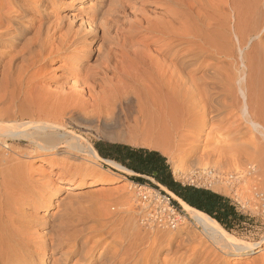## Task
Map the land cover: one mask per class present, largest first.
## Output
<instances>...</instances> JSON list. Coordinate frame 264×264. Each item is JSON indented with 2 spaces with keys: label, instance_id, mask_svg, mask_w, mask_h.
Wrapping results in <instances>:
<instances>
[{
  "label": "bare ground",
  "instance_id": "bare-ground-1",
  "mask_svg": "<svg viewBox=\"0 0 264 264\" xmlns=\"http://www.w3.org/2000/svg\"><path fill=\"white\" fill-rule=\"evenodd\" d=\"M158 2L161 9L150 19L149 15L147 18L144 14L139 15L140 18L135 16L129 8L133 12V35L149 34L129 40L127 44L126 39L123 38V42L122 36L118 39L117 34L114 39L118 40L119 50H116L105 46L104 40L92 45L102 25V18L95 10L88 14L90 18L80 22L79 29L72 31L69 26L68 31L57 34V25L52 21L47 24L48 20L45 22L42 15L38 18L31 10L34 6L44 9V0H0V264L95 261L103 264L102 252L96 257L92 251L89 228L77 229L71 218L68 220L62 213L61 206L73 203L69 200L70 194L60 198L57 196L62 190L60 184L51 189L36 180L31 173V163L25 157L28 158L29 152L18 151L9 142L28 141L33 149L30 153L51 165L57 163L58 153L68 158L82 156L85 162L73 168L67 189L79 188L86 177L105 181L103 173L90 166L92 162L103 161L94 145L72 128L75 122L85 119L83 116L91 119L90 116L104 114L105 121L106 116L112 119L117 116L121 121L119 114L123 116L124 112L125 117L130 114L126 129L119 131L126 143L158 149L176 158L175 174L201 180H204L201 176L206 177V182L216 191L235 192L244 199H251L256 190L260 207L264 208V188L259 191L254 188L258 178L264 175V0ZM117 3L113 11L121 12L126 6ZM103 24L105 26V22ZM150 44L156 46L154 50ZM65 53L70 56L66 72L61 75L63 86L58 84L59 89H49L44 83L46 78L39 77L42 73L39 67L47 59L51 61L52 57ZM94 54L97 59L101 56L103 59L95 67L90 65L91 69L88 58ZM69 82L72 84L67 89L64 85ZM231 117H234L232 121ZM218 120L217 126L224 130L218 128L222 133L216 137L214 123ZM208 125H212V128L209 126L212 137L207 140L216 144L206 154L192 155V158ZM242 134L249 136L248 142L236 143ZM186 143L191 144L186 154L170 152L169 145L180 149ZM186 156L191 157L190 165L184 166ZM106 161L127 170L114 161ZM58 163L56 172L61 175L67 166L64 160ZM144 190L138 189L136 193L131 192L129 186H123L110 200L111 204L105 205L112 209L103 214L102 230L115 231L124 242L127 239L128 252L135 249L119 259L120 264H125L127 259H137V249L151 241L165 244L163 251L167 254L178 237L189 244L201 241L199 244L203 247L208 241L223 253L230 251L240 256L257 253L251 260L264 264V240L250 242L238 238L216 219L181 200L188 219L199 231L183 227L178 232L159 230L168 229L169 216L164 213L166 209L158 211L152 205L150 199H154V191L147 187ZM76 194L81 196V192ZM160 202L159 197L156 204L161 205ZM54 204L58 210L48 221L29 219L30 208L40 206L48 210ZM167 205L172 215H176L168 202L163 207ZM138 208L142 209L140 212L145 210L139 219L143 224L149 222L151 231L143 232L138 225ZM207 245L204 251L178 255L164 264H228L214 248L207 253L211 250ZM117 257L113 254L107 261Z\"/></svg>",
  "mask_w": 264,
  "mask_h": 264
},
{
  "label": "rangeland",
  "instance_id": "rangeland-1",
  "mask_svg": "<svg viewBox=\"0 0 264 264\" xmlns=\"http://www.w3.org/2000/svg\"><path fill=\"white\" fill-rule=\"evenodd\" d=\"M44 1L46 2L44 9L43 8L36 9L37 7L34 6L31 10L36 14V16L38 18L42 15L45 18L44 21L48 20V22L45 21L47 24L49 23V25H50V21H52L53 25L54 24L57 25L58 26L57 27V29H58L57 34L64 33V32H66V30L68 31L67 28H70V27L72 28L71 29L72 31H75L77 28L79 29L80 22L86 18H90V17H88V14H90L92 11H94V10L97 11L98 16L102 18L101 20H102L103 26L99 25L102 28H100L98 26L99 27L98 28V30H99L98 38H97V40H96V38L93 39L94 42L92 43V45L93 44L97 45L101 40L102 41L104 40L105 46H107V47L112 46V48H114V49L117 48L116 44H117L118 40L116 38H115L116 40L114 39V37L117 36V34H118V36L119 35L122 36V37L121 36H119V37L117 36V37H118V39L121 37V40L123 42L126 39L125 40L126 44H127V42L130 43L131 40L135 41V38L138 40V38L140 39L141 37L149 34V33H146V34H142V35H138V36L133 35V31H132L133 29L132 28L134 26H133V23L131 22L132 17H133L131 13L134 12L133 14L134 15L137 14L138 15L137 17H139V18L141 17L139 15L144 14L143 17H146V18L149 15L148 17L150 19L151 15L155 16V13L158 14L159 9H161V7H160L161 4H159L158 0H132V1L131 0L130 1L129 0H118V1L117 0H100V1L99 0H44ZM134 1H135V3H134ZM117 2L123 4V6L124 5L126 6V7L124 6L125 7L124 9L123 8L120 9L121 12H119V9L117 11L116 10L113 11V8L115 7V3H116V5L118 4ZM125 3H127V4H125ZM128 3L131 5H129ZM127 5H128V7H127ZM132 7L135 9H133ZM136 7L138 9H136ZM129 8L132 9L131 11H133V12H131ZM39 10H40V14L38 13ZM105 10H107L108 12H105ZM135 10L137 13H135ZM137 10H139V12ZM107 13L110 16L105 15ZM108 17H110V18H108ZM112 19H114V20H112ZM56 20H58L60 22V24L55 23V22H58ZM109 20H110V22H109ZM104 22H105L106 27L103 24ZM107 22H108V24H107ZM109 23H110V25H109ZM59 25L62 27H60ZM105 28H106V31H105ZM105 32L108 34H106ZM106 35H108V36H106ZM102 36H104V37H102ZM103 38H105V39H103ZM123 38H125V39H123ZM127 39H128V41H127ZM121 40H120V42H122ZM129 40H130V42H129ZM149 47L151 48V50H154L156 46L154 44H150ZM116 50H119V49L117 48ZM65 55H66V57H64ZM69 56H70V53H65V54H60L58 56H54L51 58L52 62L47 59L48 61L46 60V62H44L41 67H39V72H40V70L42 71V73H39V77L42 79H44V77L46 78V79H44L45 80L44 83L46 85L48 84L47 85L48 88L49 87H51V88L55 87L53 89L56 90L57 88L59 89L61 86H63V84L61 85L60 83H62V81H63V76H64L66 69H67V67H65V65L67 66V60H68ZM95 58H96V54H94L93 56H90V58H88L89 63H91L88 66L91 67V69H92V66L95 67V64L99 61H102V59H103L102 56L100 57V59L99 58L95 59ZM64 63H66V64H64ZM90 65H92V66H90ZM53 72H54V74H53ZM42 74H44V75H42ZM61 75H63V76H61ZM50 84H51V86H50ZM58 84H59V86L60 85L61 86L58 87ZM68 84L69 85H66V86L64 85V87H66L67 89H69L68 86H70L72 83L69 82ZM53 89H51V90H53ZM229 114L228 115L231 116L232 113H229ZM96 116H90L92 120L88 119L89 118L88 116H83L86 120L82 118V121L80 120L78 122H75L76 125H73L72 128L77 130L78 133L85 136L87 138V140H89L93 145H94L95 141L100 140V139H102V140L108 139V141L109 140L124 141L123 135L121 134V132L126 129V125H128V120H129L130 114L129 115L126 114V117H125V113L123 112V116L125 118L122 116V113L119 114L118 115L119 118L120 119L122 118L121 121H119L117 119V116H115L116 118L113 117V119H115V122L113 121L112 117H110V116L109 117L106 116L107 120L105 121V119H104L105 117H103L104 114H100L99 117L98 116L96 117ZM93 118H94V120H93ZM98 118L100 120H98ZM206 118H207V116H206ZM232 119H234V117H231L230 121H232ZM88 120L90 123L87 122ZM116 120H118V121H116ZM109 121H110V123L108 124L107 122H109ZM112 121L114 124H112ZM125 121H127V123ZM79 122H81V123H79ZM85 122H87V123H85ZM121 122L123 124H121ZM102 123H104L103 124L104 127H102L103 126ZM118 123H120V125ZM216 123H218V124H216ZM219 123H220L219 120L215 121V123H214L217 129L220 128L217 126V125H219ZM106 124H108L110 127ZM115 124L119 127V129ZM227 124L225 125V127L227 126ZM105 125H106V127H105ZM111 125H113V127ZM114 125H115V127H114ZM209 126L210 125L205 127L207 134L205 133L204 134L205 136L202 137L204 139L202 140V143H200V145H199L200 147L198 146L199 151H196V150H198V147H196L194 152H197V153L192 152V154H191L192 158L194 155L195 156L197 155L199 157V155L206 154L209 151L208 149H212L213 146H215L216 141L212 140L214 142L213 143L211 140H209V141L207 140L208 138L212 137V135L209 133V130L211 132L210 128H212V125L210 126V128H209ZM216 128H214V129L217 132L214 135L216 137H218V135H220V133L223 132L224 128H222V127L220 128L222 130V132H221V130L219 132V129L217 130ZM120 129H122V130H120ZM119 131H121V132L119 133ZM244 131H245V129H244ZM248 139H249L248 135L242 134V136L236 141V143L237 142L242 143V141L243 142L245 141L244 143H246V142H248ZM9 142H10V144L14 145L17 148V150L19 149L18 151L23 150V151L29 152L28 158L26 155H25V157L28 160V162L31 163L30 168L32 167V170L31 169L30 170L33 171L31 173L35 179L37 178L36 180H41V182L43 184L48 185L51 189L53 188L54 185L60 184V186L62 187V190L59 191L57 194V196L60 198L64 197L66 194H70L69 200H71L73 202L72 204H74L75 206L72 204H68V205H66V207L61 206V209L63 208L62 213L64 212V216L67 217L68 220H70V218H71V221H73V224L76 226L77 229L78 228L80 229L83 227L89 228L90 231L89 230L88 231L92 233L91 234L92 235L91 236V244H90V245H93L94 250H92V251H94V254L96 255V257H98L100 255V253L102 252V255L105 256V259H103L104 260L103 264H120L119 259H121V258L123 259L127 254H129V252L131 253L135 250L134 248H131V250L128 252L127 248L129 247V245H128L129 242L126 238H125L126 239L125 240L126 243H125L124 240L122 241V239H123L122 237H120V236L117 237L118 235L115 231H111V230L108 231V229L106 231V229L103 228L104 230H102V228H101L103 225L102 224L103 223L102 218H103L104 212L106 213L112 209L110 207H107L108 206L107 204H111L110 200L118 195L120 188H122L123 186H129L131 192L132 191L136 192V191H138V189L145 191L144 187L150 188L151 190L154 191L153 196H152V198H154V199H150L152 201V205H154V207L158 211L166 209L165 212L164 211L163 212L169 216V218H168L169 223L167 224V227L169 230L168 229H159V230H162V231H165V230L166 231H173L174 230L175 232H178L179 228L183 227V228H191V230H193L195 232L199 231V228L196 226V224L192 220L188 219L183 204L180 201H178L176 198H174V196L171 194V192L167 188H164V187L154 188L150 184L140 185V184L131 182L127 179V178H129V174H127L125 172L117 171V170H115V168H113L107 162L99 160L98 164L92 162V163H90V166H91V168H97V170H100L103 173L104 179H106L105 181H99L98 177H86V179L82 180V182L80 183L79 188L72 189V190L67 189V185H68L67 182L71 178V174L73 173V170H74L73 168H75L77 164L83 163V161H84L82 156L75 157V158L74 157L68 158L65 155H62L61 153H58L57 157H56V162L61 163L62 160H64L65 161L64 164H65V166H67V167H64V173L59 175V173L56 172V170L58 169L59 163L51 165L47 162L46 163L42 162V158L40 156H38L37 154L32 155V153H30V152L33 149H32V147L30 148L28 146V144H29L28 141L17 142V141L10 140ZM124 142H126V141H124ZM189 144L190 143H186V145L184 144L183 145V148L185 146L184 149L180 146L181 150L178 148H177L178 149L177 150L176 147L173 148L172 145H169V148L171 149L170 152H174L177 154L178 153L181 154L183 152L182 154H186L187 151L189 150L190 145H191V144L190 145ZM134 145H136V144H134ZM186 148H187V150H186ZM167 158L169 159V162H170L172 169L174 171L173 164H174V160L176 158L174 159V158L169 157V156H167ZM184 158H186V160L184 159V163L187 162L184 164V166H186V164L190 165V162L188 160L190 158L188 156H186ZM40 162H42L41 165L39 164ZM173 176L178 181H180L184 184H192V185H197V186L205 187V188H209V189L212 188L210 186V184L206 182V177H203L201 175H200L201 178L204 179L205 181L201 180V179H197L195 176H190V175L187 176L186 174L182 175V177H179L177 174H175V171L173 173ZM49 180H52V181H49ZM60 180H64V181L60 182ZM78 181H79V179H78ZM255 184H254L255 185L254 188L257 187L256 189L258 191L260 189L264 188V175L260 176L258 178V180L255 182ZM254 188H252V189H254ZM255 191L254 192L252 191L254 194L252 195L251 199L249 197L244 199L241 196L235 194V192L226 193L237 204L240 211L242 213H244L245 215H247V219L243 223L238 225L236 228H234L232 230H228V231H230L236 237L241 238L243 240H247L250 242H262L264 240V208L260 207L259 200H258L257 195H256L257 192H255ZM77 192L78 193L81 192V196H80V194H76ZM155 193L157 194V196H155L156 195ZM78 196H79V198H78ZM76 197H77V200H76ZM159 197H160V201H161L160 204L161 205L156 204L159 200ZM173 200H176L178 202V204H173ZM165 202H168L170 208H172V210H174L176 212V215H174V214L172 215L171 210L168 209V205L166 208L163 207L165 205ZM76 203H78V204H76ZM105 205H107V206H105ZM61 209L59 208V210H61ZM64 209L66 211H63ZM31 210H33V213L30 212ZM57 210H58V206L55 204L50 206L48 208V210H45L44 208H42L40 206H37L36 209L30 208L29 219L31 220V218H33V220H31L33 222L48 221L50 218H52V213L57 211ZM139 210H142V209L138 208L136 211L137 214L140 212ZM151 211L153 212L154 210H151ZM144 212H145V210H143L142 212H140L138 214L139 217H138L137 221H138V225L140 227H142L143 232H145V231L147 232L150 230L149 228H151L150 227L151 224L149 225V222H146V221H145L146 223L143 224V223H141L142 219H139V218H141L140 216H143ZM75 217L77 219H75ZM100 218H101V220H100ZM139 220H141V221H139ZM99 221H101V222H99ZM155 228H157V227H155ZM152 237H153L152 239L156 238L155 235H153ZM180 238L181 237H178V239L172 245L173 247L171 246L172 247L171 252H169L167 254H166V251H163V249H166L165 244L160 245V244H157V242H153V241H151V243L143 244L137 249L138 251L136 250L138 253L137 259H135V260L127 259L125 264H149V263L154 264L155 261L157 262V264H164V263H166L165 261L171 260V259L175 258V256L177 257L178 255H183L186 253L189 255V252H190V254H192V252H195V251L196 252L204 251L206 249L207 243L210 246L209 247L207 245L208 249L211 248V250H208L206 252L207 253L211 252L214 249H215L214 252L215 251H217L218 253L221 252L220 254H222V257L228 262V264H254L255 263L252 260L255 259L254 256H256L257 253L251 252L249 254H247V253L243 254V255L241 254V256L235 255V254L231 253L230 251H228V253H223L221 250H219L217 248V246L210 244V242H208V241H207V243H204L205 247H203V246H201L203 244H201V245L199 244V242L201 243V241H198V242L195 241V243L192 242L191 244H189L187 242H182V240H181L182 238L181 239ZM177 245H180V246L177 247ZM263 245H264V243H263ZM125 247H126V250H125ZM158 249H159V251H158ZM199 249H201V250H199ZM202 249H204V250H202ZM113 254H117L118 257L114 261L108 262L107 259H109V257ZM156 254H157V257H156ZM140 255L142 256V258L144 260L141 258ZM152 255H153V257H152ZM251 258H253V259L251 260ZM150 259L153 260V262H151ZM251 262H254V263H251ZM70 264H97V261H95L94 263L70 262ZM255 264H258V263H255Z\"/></svg>",
  "mask_w": 264,
  "mask_h": 264
},
{
  "label": "trees",
  "instance_id": "trees-1",
  "mask_svg": "<svg viewBox=\"0 0 264 264\" xmlns=\"http://www.w3.org/2000/svg\"><path fill=\"white\" fill-rule=\"evenodd\" d=\"M94 147L102 157L116 160L138 173L154 177L189 205L216 219L226 230L236 228L247 219V215L238 211L236 203H231L230 198L205 187L175 180L166 158L159 151L104 140L95 141ZM131 179L140 184L151 182L141 176H132ZM151 185L159 188L158 185ZM173 204L178 202L173 200Z\"/></svg>",
  "mask_w": 264,
  "mask_h": 264
},
{
  "label": "crops",
  "instance_id": "crops-1",
  "mask_svg": "<svg viewBox=\"0 0 264 264\" xmlns=\"http://www.w3.org/2000/svg\"><path fill=\"white\" fill-rule=\"evenodd\" d=\"M100 140H102V139H100ZM104 141H108V139H106V140H104ZM108 142H113V143H124V144H129V145H131V146H133V147H144V148H148V149H150V150H156V151H159L158 149H153V148H149V147H145V146H142V145H134V144H130V143H126V142H123V141H113V140H109ZM98 152V151H97ZM165 158H166V163L167 164H169V166H170V169H171V171H172V175H173V173H174V171H173V169H172V166H171V164H170V162H169V159L167 158V155H165L164 153H162L161 151H159ZM99 154V153H98ZM100 155V154H99ZM100 158L103 160V161H105V162H107L106 160H110V161H114V162H116V163H118V164H120L122 167H124L125 169H127V170H124V169H120V168H117V167H114V166H112L113 168H115V170H117V171H121V172H125V173H127V174H129V178H127L129 181H131V182H134V183H137V184H140V183H138V182H135L134 180H132L131 179V177L132 176H141V177H143V178H145V179H148L149 181H151V182H145V183H143V184H140V185H146V184H155V185H158L159 186V188L160 187H164V188H167L165 185H163V184H161L160 182H158L154 177H152V176H149V175H146V174H141V173H138V172H136V171H134L133 169H130V168H128L127 166H124L122 163H120V162H118V161H116V160H113V159H108V158H104V157H102L101 155H100ZM108 163V162H107ZM108 164H110V163H108ZM174 177V176H173ZM174 179L175 180H177L175 177H174ZM178 181V180H177ZM184 184V183H183ZM195 186H197V185H195ZM200 187V186H199ZM168 189V188H167ZM209 189V188H208ZM169 190V189H168ZM211 190H213L214 192H217V193H219V194H221V195H224V196H226V197H228V198H230L229 196H228V194H226L225 192H220V191H216V190H214L213 188H211ZM170 192H171V194H173L174 195V198H176L178 201H183V202H185L183 199H181L180 197H178L174 192H172L171 190H169ZM179 199H178V198ZM231 199V198H230ZM180 201V202H181ZM231 203H233V204H235V202L231 199ZM186 204H188L187 202H185ZM189 205V204H188ZM236 205V208H237V210L238 211H240V209L238 208V206H237V204H235ZM189 206H191V205H189ZM191 207H193V206H191ZM195 208V207H194ZM197 209V208H196ZM199 210V209H198ZM201 211V210H200ZM241 212V211H240ZM205 213V212H204ZM207 214V213H206Z\"/></svg>",
  "mask_w": 264,
  "mask_h": 264
},
{
  "label": "built area",
  "instance_id": "built-area-1",
  "mask_svg": "<svg viewBox=\"0 0 264 264\" xmlns=\"http://www.w3.org/2000/svg\"><path fill=\"white\" fill-rule=\"evenodd\" d=\"M169 200V199H168Z\"/></svg>",
  "mask_w": 264,
  "mask_h": 264
}]
</instances>
